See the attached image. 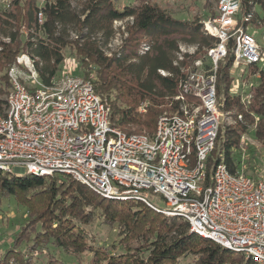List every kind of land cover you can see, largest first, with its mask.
<instances>
[{
  "label": "trees",
  "instance_id": "1",
  "mask_svg": "<svg viewBox=\"0 0 264 264\" xmlns=\"http://www.w3.org/2000/svg\"><path fill=\"white\" fill-rule=\"evenodd\" d=\"M241 11L248 18L242 22L245 27L253 24L264 29V0H242ZM216 14L209 12L208 19ZM124 20H128V37L109 54L108 44L116 34L114 23ZM203 22L200 17L193 21L175 18L145 0L122 8L116 0H44L42 4L10 0L0 10V115L7 111L8 70L20 54L32 58L41 82L49 86L59 77L66 48H70L84 75L94 68L91 80L110 106L111 125L127 134L153 137L160 115L180 113L182 101L175 97L199 54L219 42L206 32ZM181 43L195 46L196 52L181 54ZM234 45L232 37L227 55L218 62L217 98L222 114L233 115L235 123L221 122L208 159L206 184L212 183L211 175L220 162L232 172L240 168L237 152L251 127L264 144V65L249 66L246 75H259L260 81L248 92L250 99L243 101L232 92ZM11 196L26 207L27 217L13 245L0 254V264H27V256L41 250L43 243L71 253L90 250L93 264H179L189 255L196 257L197 264H257L191 232L189 222L181 217L166 216L136 200L105 198L65 174L18 176L0 169V201ZM96 209L101 210L104 222L119 225L122 241H126L123 252L92 244L85 226L94 219ZM24 241L26 251L21 252L18 248Z\"/></svg>",
  "mask_w": 264,
  "mask_h": 264
},
{
  "label": "built area",
  "instance_id": "2",
  "mask_svg": "<svg viewBox=\"0 0 264 264\" xmlns=\"http://www.w3.org/2000/svg\"><path fill=\"white\" fill-rule=\"evenodd\" d=\"M217 4L216 16L203 23L219 42L194 62L175 97L182 101L180 113L160 115L153 137L111 125L110 106L92 80L68 71L44 85L32 58L20 54L8 70L7 111L0 115V169L18 176L68 175L105 198L136 200L181 217L191 232L264 264V179L249 175L243 161L236 172L220 162L206 184L223 116L217 70L227 42L235 40L232 73L241 77L250 65H264L262 47L242 23L248 18L237 19L242 0ZM38 20H44L42 10ZM247 85L237 80L232 92L246 101ZM157 196L165 207L153 202Z\"/></svg>",
  "mask_w": 264,
  "mask_h": 264
},
{
  "label": "rangeland",
  "instance_id": "3",
  "mask_svg": "<svg viewBox=\"0 0 264 264\" xmlns=\"http://www.w3.org/2000/svg\"><path fill=\"white\" fill-rule=\"evenodd\" d=\"M40 4L44 0H37ZM141 0H116L119 7H124L129 4L138 3ZM159 7L167 10L175 18L193 21L197 17H200L202 21L207 20L209 12L217 11V2L213 0H145ZM10 3V0H0V10H4ZM256 10L259 12L260 16L263 15L259 6H256ZM243 12L237 15V19L242 22ZM127 21H117L114 23L116 34L110 40L108 44L107 53H111L118 49L123 43V40L128 37L127 32ZM248 30L254 34L256 40L260 44L264 52V29L262 27L249 24ZM75 34H72L74 37ZM181 54L186 52L195 53L197 48L193 45L188 46L184 43L180 45ZM198 59L205 60V54L200 53ZM77 63L75 64L74 61ZM75 61V62H76ZM74 66V67H72ZM192 68V67H191ZM70 72L72 74H78L87 80L95 78L94 68L90 69L88 76L84 75L83 68H80L79 61L74 55L73 50L66 48V56L63 61L59 76L63 72ZM5 73V71H2ZM1 72V74H3ZM232 73V70H231ZM233 82L239 80L240 83L245 82L248 87H244L245 92H250V85L259 83V77H252L249 75H242L240 77L239 71L232 73ZM222 123L225 125H230L235 123V117L226 113L222 116ZM238 157L247 165L246 172L255 177L264 179V144L260 142L254 134V127H251L249 132L246 133L241 140V146L238 150ZM153 202L163 208L165 207V202L160 197H153ZM27 217V209L25 206L19 204L14 196L9 198H2L0 201V254H2L6 249L11 247L14 243V235L21 229L23 222ZM91 242L93 245L100 247H108L114 253H121L124 250L126 241L120 234L119 225L116 223H106L102 218V212L100 209L95 210V217L89 225L85 226ZM33 237L34 234H30ZM134 243V242H131ZM136 244V243H135ZM27 242L24 241L19 245V250L21 252L26 251ZM41 250H35L31 256L28 257L27 264H93L94 254L90 250H86L81 253H71L66 252L61 248L49 244L45 246V243L40 245ZM30 255V251L27 252ZM179 264H197L196 257L193 255L184 256L180 259Z\"/></svg>",
  "mask_w": 264,
  "mask_h": 264
}]
</instances>
